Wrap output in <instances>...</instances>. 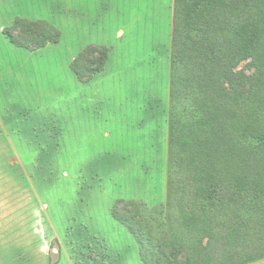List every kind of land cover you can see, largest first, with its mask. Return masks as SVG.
I'll return each instance as SVG.
<instances>
[{"label":"rangeland","instance_id":"1","mask_svg":"<svg viewBox=\"0 0 264 264\" xmlns=\"http://www.w3.org/2000/svg\"><path fill=\"white\" fill-rule=\"evenodd\" d=\"M36 1L28 2L36 5ZM42 1L46 0H38L37 4L44 7ZM260 3L263 17L264 0ZM178 6L177 0H170L174 15L166 43L162 45L161 33H154L153 47L148 54L143 55L141 48L137 49L139 62L116 64L110 59L109 49L90 48L93 59H102L105 53V67L98 72H106L104 83L100 80L99 84L82 86L86 81L78 77L74 67L79 64L78 60L73 64L64 60L69 49L64 41L55 53L61 61L48 65L49 79L40 71L36 80H31L33 90L40 85V79L44 83L39 98L25 94L26 79L19 75L25 74L27 69L26 64L20 62L22 57L18 63H12L14 76L8 74L7 67L11 65H4L3 61L8 57L17 58L18 54L9 51L7 33L0 27V102L19 105L28 100L30 106L27 103L25 108L36 109L40 107L38 104L44 108L41 113L23 111L25 108L20 112L0 111V136L10 137L8 144L0 140V186L6 188L10 213L19 206L24 214L16 218L10 214L6 221L9 232L14 234L8 238L10 244L8 248L6 244L5 249H47L52 264H83L86 256L92 257L98 248L108 251L105 253L108 263L115 258L121 260L116 264H145L142 255L157 254L156 247H161L167 256L178 248L176 258L183 264H187L188 257L193 259L192 264H264V195H260L258 202L253 201L254 192L248 186L238 192L232 177L231 113L238 102L242 107H249L255 93L264 97V72L253 78L254 71L247 67L248 61L233 62L235 48L230 28L253 16L250 12L231 10L230 6L228 10L211 5L216 16L208 24L210 36L202 42L195 39L199 33H193V37L182 33L180 23V35L176 33ZM61 27H56L61 34L60 41L62 37L66 39L63 30H68L65 24ZM82 32L79 26L73 35L80 37ZM211 40L216 41L211 51L216 50L217 56L213 55L214 60L207 55L205 60L201 59L205 63H209L207 59L210 61L208 72L213 75L207 79L214 81L215 86L211 87L206 100L211 110L203 112L200 107L205 101L200 102L204 96L200 93L204 90L197 82V56L210 51ZM173 41L176 43L172 47ZM182 44L184 60L174 63ZM186 54L196 58L187 59ZM82 67L81 73L88 78L85 73L89 68ZM73 72L78 86L69 79ZM98 85L105 92L104 97L100 96L99 133L95 135V130L86 128L89 129L87 137L84 124L79 123L73 128L74 137H69L66 143L61 126L65 125L68 114L66 104L97 106L99 97L93 95V88ZM69 87L75 91L73 100L66 98ZM213 111L221 116L222 127L216 134L198 130L197 121L202 115L211 117ZM261 114L264 117V109ZM73 116L74 120H79L81 113L73 112ZM17 119L21 121H14ZM172 120L177 125L185 124L187 129L175 130L178 145H172ZM2 121L7 124L5 131L1 128ZM21 130L27 136H38L36 142L31 139V142L18 143L17 133ZM192 132H195L194 137L189 138ZM251 144H254L251 138L243 141V149L251 157L246 158L247 154L243 157L242 174L248 178L253 175L246 167L250 160L252 165L261 162V157L259 160L250 150ZM210 172L220 177V185L200 182L201 174ZM203 189L207 192L201 195ZM204 207L211 215L212 236L197 235L195 230V222L202 220L205 214ZM115 212L135 228L138 237L143 238V245L115 218ZM18 234L20 240L16 239ZM55 235L59 239L70 235L69 238L78 243L83 238L90 245L87 254L81 257L82 248L76 244L80 255L79 258L75 255L73 262L71 246L66 244L62 246V254L54 256L51 250L61 248V240L55 241ZM129 236L133 239L128 240ZM16 241L22 244L15 245ZM5 242L6 239L0 241ZM110 250L115 253L114 257L109 254Z\"/></svg>","mask_w":264,"mask_h":264},{"label":"crops","instance_id":"2","mask_svg":"<svg viewBox=\"0 0 264 264\" xmlns=\"http://www.w3.org/2000/svg\"><path fill=\"white\" fill-rule=\"evenodd\" d=\"M28 1L29 0H0L1 30L4 32L11 30L14 35H17V31H13L17 21L45 23L55 29L64 24L66 29L68 27V30H63L66 31L64 32L66 34L65 40L63 39L64 37H62V40L59 41L58 44H49L40 49H29L17 46L7 34L5 35L9 44L7 48H10V52L18 54V57H8L6 61H3V64L8 65L7 63H9L11 65L7 67L9 71L8 74L14 76L12 70L14 66L12 63H18L20 57L23 58L20 62L22 65L26 64L27 69L25 74L19 73V75H21L23 80L26 79V85H24L26 89L25 94L31 96L35 95V97L41 94L40 92L43 90L44 83H42L40 79V85L36 87L38 91L35 92L36 90H33L34 84L31 83V80H36L40 71H43L45 79H49L50 76L48 73L51 69L48 65L57 62V60H59V62L61 61L60 56L57 54L59 57L57 56L56 58L55 53H58L64 41L69 45L64 60H68L70 63H74L79 55L90 48L109 49L111 51L110 59L113 58L116 64L135 63L139 62V60H137V49L141 48V53L143 55L148 54L150 51L149 49H152V43L155 37L154 33H156V35L157 33H161L162 45L164 41L166 43V40L169 38L171 16L174 15L171 11L170 0H46L42 1L45 4L44 7L37 4L38 0L36 1V5ZM74 13H76V15H74ZM79 26L81 27V32L83 30L80 37L78 35H73ZM144 33L145 35L142 36ZM27 64L29 66H27ZM105 74V71L98 73L90 82L82 83V86H93L94 84H99L98 82L100 80H103L104 83L106 79V77H104ZM75 76L73 72L69 75V79L71 83L78 86V83L75 81ZM93 89V95L99 97L96 101L98 104L97 106H90L87 103H82L80 106L66 104L65 110L68 114L66 115L65 125H61L65 130L66 143L69 142V137H74L75 130L73 132V128H77L79 123L81 125L84 124L83 128L86 131L85 133L88 134L87 137L89 136V129L86 128H90L92 131L95 130V135L99 133L97 132L100 128L99 124L102 123L99 120L100 112H102L100 96L103 95L104 97L105 92L104 88L100 89V85ZM66 93V98H73L75 91L72 87H69V92L67 89ZM72 98L71 100H73ZM27 101L28 100L22 101L19 105L9 103L3 104L0 102V111L5 113L11 111L20 112L21 109L25 108L27 103H29L30 106V102ZM38 106L40 107L36 109L25 108L23 111L41 113L44 108L41 104H38ZM73 112L81 113V118L79 120H74ZM14 121L21 120L17 119ZM17 125V127L21 128L19 124ZM1 128L4 131L7 129L5 121H2ZM32 128L35 129L37 127L34 124ZM17 135L19 137L18 143L31 142V139L33 142H36L35 138H38L36 135L27 136L23 130L18 132ZM9 138V135L3 134L0 136V140L7 144L10 143ZM27 139L29 141H27ZM5 189L0 186V198L2 199L0 202V241L2 242L6 239L4 244L0 243V264H52V259L49 257L47 249H5L6 244H10L8 238L14 234L9 232L10 228H8V223H6L10 218V214L13 218H16L18 214L24 216L19 206L10 213V203ZM21 215H19V217H21ZM20 236L21 235L18 234L16 239L20 240ZM69 236L70 235H66V239H59V237L55 235V241L61 240V248L52 249L51 252H53L54 256L61 255L64 251L62 246H71L69 252L72 253V261L74 262L73 257L76 255V257L79 258L80 255L78 252L79 249L75 247L76 244H79L80 248H82V250H80L82 252L81 257L87 254L90 245L84 242L85 240L83 241V238L80 239V243H78L76 240H73L74 238H69ZM13 238H15V236H13ZM127 239L131 240L133 238L129 236ZM20 244H22L21 241H16L15 245L20 246ZM96 251L97 252L94 253L92 257L87 255L82 263L112 264L113 262L116 264L121 261L115 260V258H108L114 260H110L108 263L105 259V253L108 251H105L104 248H98ZM134 252L135 255H137L136 249H134ZM109 254H111V257L112 255L113 257L115 256V253L111 250Z\"/></svg>","mask_w":264,"mask_h":264},{"label":"trees","instance_id":"3","mask_svg":"<svg viewBox=\"0 0 264 264\" xmlns=\"http://www.w3.org/2000/svg\"><path fill=\"white\" fill-rule=\"evenodd\" d=\"M230 3L226 0H177V5L182 7L179 9V6L175 11L176 14V23L177 28L175 29L176 33L180 35V28L179 23L183 25V32H186L187 37L191 35V37L194 36L193 33H199V35H195V39L197 41L205 42L209 36L211 29H208V24L211 22V20L215 19V11H211V5L219 8V9H225V8H231V10L234 11H246L251 13V17L253 16V19H249L248 21H245L243 23H235L233 28H230V33H233V43L234 48L233 50V62L240 63L244 61H248L249 64L247 67L252 69L254 78L257 74L264 72V25L262 24V21H264V16H261V3L260 0H229ZM229 10V9H228ZM217 12V11H216ZM198 24V25H197ZM13 31H18L19 35H14L11 30L7 31V35L10 37L13 43H15L17 46H22L29 49H40L48 46L49 44H58L60 41L61 34L60 32L55 29L54 27L45 24V23H27L24 21H17L14 25ZM189 34V35H188ZM175 41H173L172 47L175 45ZM210 51L207 53H198V71L199 77L197 78V82L200 84V87H203L202 90H204L203 94L205 99L201 97L200 102L205 101V105H201V109L203 112H210V106H207L208 103L206 100L209 98V92L212 86H215V82L208 80L207 77H211L213 75V72H208L210 69V61L207 59V62L205 63L206 55L210 56L211 60L213 59V55L217 56V51H211L217 45L215 40H211L210 43ZM179 49V55L173 59V62L175 63L177 60H184V44L181 45V49ZM204 49V48H203ZM202 49V51H203ZM92 50H98L102 51L100 49H92ZM91 49H88L86 52H84L82 55L78 57L77 63L78 65H74L75 67V73L78 75V77L82 81L88 82V80H91V78L94 76V73H98L102 71L105 67L106 57L105 53L103 54V58H91L93 56V52H90ZM208 53L210 55H208ZM177 55V54H176ZM187 59H194L196 57H192L191 54L185 55ZM105 57V58H104ZM203 58V60L201 59ZM105 59V60H104ZM92 64H97L94 67H91ZM84 65L87 69L89 68L88 78L84 77V72L81 73V71L84 70L82 67ZM78 66L81 67V69H78ZM189 68H192V65H188ZM91 69V71H90ZM86 70V69H85ZM91 74V76H90ZM211 74V75H210ZM245 77L242 76V79ZM250 106L249 107H242V104L240 102L237 103V108H235L231 113V123L230 126L233 129V136L234 141L231 146V152L233 149V182L236 186L235 188L238 190V192H243L245 188L248 186L252 192H254V199L253 201L258 202L260 199V195H264V182H263V173H264V160L262 157H264V117L261 114V110L264 109V97L262 98L260 94L255 93L253 97L250 98ZM207 106V107H206ZM216 110V109H214ZM212 116L205 117V115H202L199 121L196 123V128L200 130L201 132L206 130L211 134H216L218 128L222 127L221 123V116L218 112L213 111ZM179 126H182V128L179 129ZM195 128V130H196ZM182 130L187 131L185 128V124H178L174 122V120L171 121V135L173 134L172 138V145H178L179 142L177 139H175V130ZM210 129H212L210 131ZM194 130V131H195ZM181 132V138L184 135V132ZM194 133L192 132L188 135L189 138L194 137ZM247 138H251L254 141V144H251L250 150L252 153L257 156L261 162L256 163L255 165H252V159L247 164V168L250 172L253 173L251 178L243 176V164L245 158V154H247L246 158H251L249 153L245 151V148L243 149V141ZM232 142V141H231ZM231 153V154H232ZM252 156V154H251ZM247 162V161H245ZM201 183H215L216 186L218 184L220 185L222 181L220 180L219 176L213 175L212 172L206 174H201L200 177ZM206 193L207 191L205 189L202 190L201 195ZM200 193V192H199ZM262 195V196H263ZM210 198V197H209ZM205 214L203 215V219L195 222V230L197 231V235L200 233L202 235H210L212 236L213 228L212 223L210 222V212H208V209L204 207ZM212 214V213H211ZM115 218L124 224L129 231L135 236V238L139 241L141 245H143V238L138 237V233L135 230V228L128 223L124 218L120 217L116 212L114 213ZM191 217V216H190ZM192 218V217H191ZM195 218V217H193ZM197 218V217H196ZM200 223V225H198ZM152 237V235H150ZM154 249V248H153ZM158 249L157 254H152L148 256L145 253L143 256V261L145 264H183L182 260H180L178 255L176 253L179 252V249L176 248L172 252L170 256H167V253H164L163 249L161 247H156ZM176 250V251H175ZM193 259L191 257L187 258V264H192Z\"/></svg>","mask_w":264,"mask_h":264}]
</instances>
